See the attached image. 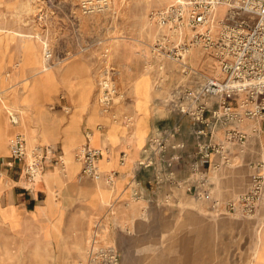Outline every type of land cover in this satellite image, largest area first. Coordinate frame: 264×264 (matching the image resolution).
I'll return each instance as SVG.
<instances>
[{
  "label": "crops",
  "instance_id": "obj_1",
  "mask_svg": "<svg viewBox=\"0 0 264 264\" xmlns=\"http://www.w3.org/2000/svg\"><path fill=\"white\" fill-rule=\"evenodd\" d=\"M167 34L175 42L178 40L170 33ZM5 35L6 43L12 42L13 37ZM156 35L157 33H154L152 37H148L149 41L154 40ZM189 36L185 34L180 39H189ZM135 46L134 42L122 46L119 62H127L134 73H125L126 78L124 77L122 84L129 94L116 111L119 117L123 113H134L136 122L133 127L126 126L120 120L117 121L119 123H114L108 114L99 112V105L91 99L94 87L91 67L86 62L79 61V57H74L68 64H59L55 68L61 70L60 79L55 71L58 87L70 96L65 98L60 91L47 103L49 109L55 111H51L50 116H47V125L51 127L49 132H41L40 122L33 123L35 129L31 130V143L37 142L47 147L57 145L63 150V155L69 151L76 153L77 148L87 141L86 132L90 130L89 143L102 149L98 168L104 174L115 170L113 183L108 184L103 179L97 181L93 177L79 174L82 173L81 163L75 162L71 168L73 174L68 176L61 170L53 177L55 184L58 178L60 179V185L55 187L47 183L45 174H54L56 169V166H48L38 180L33 182L31 188L25 189L20 164L6 163L9 148L7 152L0 151V264H83L90 222L94 223L98 219L108 225L105 236L120 254L118 264L247 262L248 255L242 257L239 254L240 240L237 234L243 228H251L252 232H256L255 220L229 219L224 216L225 213L218 211L215 216H211L201 209L193 194L182 186L171 184L165 177L161 182L155 183L154 170L139 168L136 164V160L144 155L143 148L147 146L148 138L161 133L165 127L178 120L180 115L177 110L169 107L172 83L179 76L168 81L169 84L165 85L168 88L156 98L154 91L149 94L148 83L155 76L148 77L150 79L147 81V76L140 70L141 58L134 54ZM194 47L204 51L199 45L191 46L184 60L192 67L203 62L191 59ZM13 49L7 60L10 64L13 62ZM210 58L208 54L205 62H209V71L213 75L216 62ZM22 71H25L26 76L32 74V70L27 67ZM72 74H75L74 78ZM17 76L20 77V86L11 93V97L7 95L5 99L17 103V109L12 112L17 113L20 124L16 126L17 124L10 123L3 112L6 108L0 106V128L5 124L4 132L11 138L16 131L24 132L25 136L28 133L25 125L21 123L18 108H26L29 113L34 111L32 105L27 104L24 98L27 86L22 82V72ZM4 82L5 78L1 77L0 87L3 88ZM65 82H69L72 90L63 87ZM160 86L158 89L162 88V83ZM216 101L211 98L210 103L215 105ZM56 105L57 108L51 107ZM7 110L5 111L9 116ZM181 121V131L172 141H184L185 145L183 148L171 149L169 154L174 158L175 178L186 180L191 176L190 158L187 153L196 149L200 140H220L225 133L224 127L217 124L209 138L200 137L193 130L191 122L186 118ZM249 123L251 120L246 119L242 126L247 127ZM98 124H101L100 128L97 127ZM261 125L262 131L258 135H252L242 149L234 145L228 147V163L221 159L220 154L211 155L209 164L205 167L207 175L210 173L207 197L235 198L236 194H241L248 188L254 169L264 173L263 120ZM105 150H108V153L103 160ZM123 151L127 157L121 161ZM217 162L219 165L215 167ZM256 163H262L263 166L257 165L253 168L252 164ZM59 168L61 169L60 166ZM214 171L217 173L211 174ZM134 191L140 198L136 205H130ZM260 229L264 230V223L258 225L257 230ZM253 241L255 242V239Z\"/></svg>",
  "mask_w": 264,
  "mask_h": 264
},
{
  "label": "built area",
  "instance_id": "obj_2",
  "mask_svg": "<svg viewBox=\"0 0 264 264\" xmlns=\"http://www.w3.org/2000/svg\"><path fill=\"white\" fill-rule=\"evenodd\" d=\"M84 13L103 11L110 0H79ZM218 5L226 7V14L219 20L218 31L213 34L209 27L210 15ZM256 16L255 22L249 18H241L242 13ZM159 27L173 28L186 23L191 28L207 24L203 30L195 31L191 41L199 45L205 52L214 53L221 68L220 78L204 74V80L194 81L195 68L185 62L184 54L189 42H175L162 32L153 44L157 55L170 59L179 67V77L172 83L169 93V107L177 110L179 119L161 133L148 138V144L143 148L144 155L136 160L139 168H152L155 183L169 179L174 185L182 186L197 199L208 196L209 178L206 165L212 154H220L225 162L230 161L228 147L239 146L241 149L247 144L252 135L262 131L261 121H264V0H184L153 12ZM253 22V23H252ZM44 48L43 57L52 55L50 47ZM102 52L101 65L97 74L96 101L105 113H112L115 121L124 124L129 120V114L123 113L116 117L111 112L115 104L123 102L127 95L116 83L117 67L109 56V48ZM160 69V68H159ZM164 69V68H163ZM160 78L156 87L162 83ZM211 98L217 101L213 105ZM9 122L16 124L18 115L9 112ZM182 118L191 122L193 130L198 136H211L217 124L224 127V135L220 140H200L196 149L187 153L190 158L189 169L191 176L186 180H178L174 176V158L169 154L171 149L183 148L184 141L173 142L172 139L181 131ZM250 119L247 127L242 122ZM97 127H101L98 124ZM90 131V130H89ZM89 131L86 132L87 141L76 150V157L81 161V171L88 177L103 179L106 183L114 182L115 170L102 172L98 168V160L102 156L101 148L89 143ZM91 132V131H90ZM9 158L7 164H20V174L23 187L30 189L33 182L43 173L46 161L52 166L63 168V150L56 145L36 144L27 145L26 136L17 131L8 142ZM126 152L121 153V161ZM215 167L219 163L214 164ZM253 168L262 163L252 164ZM164 166V167H162ZM0 170V176L2 175ZM150 181V182H153ZM264 173L254 169L250 175V185L235 199L222 203L213 199L211 209L218 212H240L252 215L257 200L262 195ZM133 199L140 196L136 191ZM101 221L95 220L87 238L85 258L83 264H118L120 254L117 248L101 238Z\"/></svg>",
  "mask_w": 264,
  "mask_h": 264
},
{
  "label": "rangeland",
  "instance_id": "obj_3",
  "mask_svg": "<svg viewBox=\"0 0 264 264\" xmlns=\"http://www.w3.org/2000/svg\"><path fill=\"white\" fill-rule=\"evenodd\" d=\"M177 2H183V0H110L108 1L109 7L105 10L84 13L80 7L79 0H0V42L2 40L0 44V78H5L3 88L0 87V106H4L8 109L7 111L10 112H12L13 109H17V103L15 101L8 102L5 97L7 95L11 97V93L20 86V84H18L20 77H18L17 74L22 72V82L27 86L24 98L26 103L32 105L34 110L33 113H29L26 108H18L20 110L21 123L25 125L28 132L26 136L27 145L30 144V147H32L37 144V142L31 143L33 138L30 139L31 130L35 129L33 123H41V132L43 134L49 132V128L51 127L47 125L49 122V117L47 116H50L51 111H55L49 109L47 103L53 100L52 96L60 91L65 95V98L70 96L66 91L58 87L55 81V71L56 76L60 79L61 70L60 68L59 70H55V68H57L59 64H68L74 57H79L77 58L79 61L86 62L91 67L94 79L91 99L97 102V74L99 65H101L102 52L106 49L105 47L109 48V56L113 62H115V65L121 63L127 65V62H119L122 57L123 44L134 42V44H136L134 54L141 58L137 54V51L140 50V46L144 45L145 42L149 43L147 44V46H149L147 54L150 65L149 67H145L141 58L142 67L140 68L142 73L147 76V81L150 79L148 77L151 76L152 78L155 76L148 83V93L151 94L154 91V96L156 98L160 92L166 90L168 87L166 88L165 85L169 84L168 81L180 75L179 67L175 62L163 58V56L160 57L155 52L153 44L158 35L162 34V32H166L180 40L181 36L185 34H190V36H192L195 31H201L207 25L204 24L203 26L193 29L186 26L173 27L171 29L168 26L159 27L156 23L157 16L152 17L153 12L163 10L165 7ZM217 7V17L224 16L226 14V7L224 5H218ZM240 17L249 18L250 21L253 22H255L257 18L246 12L242 13ZM209 27L212 33L215 34L219 26L214 22L213 27L210 26V23ZM187 29L189 30L187 31ZM4 33L13 37L11 40L12 42L6 43L7 36ZM154 33H157L156 38L150 42L148 37H152ZM46 45L50 47L52 53L47 59V62L49 61L48 64L43 57L44 48L47 49ZM11 49H13V62L10 64L7 63V60ZM208 54L211 57V61L215 60L218 63L214 53H208L207 51L205 52V50L200 51L198 47L193 48L191 59L196 62L203 61L199 66L193 67L196 70V74L193 76L194 81H197L199 78L203 79V77H205L203 75L204 73L205 75L213 76L209 71L211 69L208 65L209 62H205V57ZM63 58L66 59L63 60ZM160 66H163L164 69H159ZM26 67L32 70L31 76H26L25 71H22ZM125 73L132 74L134 72L133 70L130 72L125 71L123 77L119 80L120 82L116 79V83L121 90H124L126 95H128L129 92H127V88L122 84L126 78ZM72 77L74 78L75 74H72ZM160 78L163 79L162 88L158 89L154 84H156ZM63 87L72 90L69 82H65ZM160 87L161 86H159V88ZM42 101L44 102L41 104ZM121 104L122 102L115 104L111 111L115 113L116 117L119 116L118 113H116L117 107ZM51 107L57 108L58 106ZM5 110L3 111L4 115L9 120L8 112L6 113ZM129 115H132L136 122V115L134 113H129ZM0 136L5 138L4 141L6 145L5 151L1 149V146L0 151L7 152L9 148L8 142L11 136H7L2 127L0 128ZM107 151L108 150H105L103 154V160L106 159ZM75 155L73 151L67 152L63 155V168L60 169L59 166H56L54 174H45V176L49 178V185L56 187L61 184L59 178L57 184H55L53 180V177L58 171L63 170L64 174L68 176L73 174L74 171L71 169L73 161H78ZM234 158H232L231 164H233ZM78 163H81V161ZM45 165L46 167L52 166V164L47 161ZM216 173L217 171H214L211 174L215 175ZM79 174L83 173L80 172ZM208 175H210V173ZM94 179L97 181L101 180L98 178ZM249 185L250 181L248 186ZM239 194L240 193L236 194L235 198ZM215 198L214 196L210 198L204 196L202 199H196L202 210L207 211L211 216H215L216 211L213 210V212H215L213 213L211 209V203ZM217 199L222 203L230 200L222 198ZM138 200L139 198L132 199L129 201V204L136 205ZM223 213H225L224 216L229 219L241 218L242 220H255L258 228V225L264 223V183L262 195L257 200L255 211L252 215L242 214L240 209L232 213L224 211ZM101 224L103 225L101 226V238L105 242L112 243L105 236L107 233L106 227L108 225L102 222ZM92 225L93 221L90 222L88 233L91 232ZM257 228L255 230L256 232H252L251 228L249 230L243 228L237 234L240 240L239 254H241L242 257L243 255H248L247 262H242L241 264H264L262 263L264 260V230H257ZM254 239L255 242L253 241ZM247 241H249V243H247Z\"/></svg>",
  "mask_w": 264,
  "mask_h": 264
},
{
  "label": "bare ground",
  "instance_id": "obj_4",
  "mask_svg": "<svg viewBox=\"0 0 264 264\" xmlns=\"http://www.w3.org/2000/svg\"><path fill=\"white\" fill-rule=\"evenodd\" d=\"M184 1V0H183ZM171 2V1H170ZM109 7V3L107 2V5H106V8H108ZM218 7L216 6L215 7V9L213 10V12L211 13V15H210V19H211V21L209 22L210 23V26L211 27H213V24H214V22H215V24H217L218 26H219V19L221 18V16L220 17H217V13H218ZM214 14V15H213ZM212 15H213V17H212ZM204 24H201V25H198V26H196L195 28H197V27H200V26H203ZM184 26H186V27H190V26H188L186 23H184V24H182V25H179V26H176V27H184ZM191 28V27H190ZM171 29V28H170ZM193 29V28H192ZM189 29H187V31H188ZM181 31H182V29H181ZM185 31H186V29H185ZM195 31V30H194ZM190 33V32H189ZM181 34V33H180ZM190 35V34H189ZM190 38L189 39H187V38H183V39H180V40H178L177 42H182V41H187V42H189V45L187 46V48H186V52H185V54H184V56L186 55V54H188L189 52H190V48H191V46L192 45H194V43L193 42H190L191 41V36H189ZM196 45V44H195ZM148 49H149V46H147V44H144V45H141L140 46V50H138L137 51V54L142 58V61L144 62L143 64L145 65V67H149V65H150V60L148 59V54H147V52H148ZM216 62V61H215ZM116 67H117V70H118V72H117V77H116V79H117V81H119L122 77H123V74H124V72L125 71H128V72H130L131 70H132V67L130 66V65H124V63H121V64H117L116 65ZM163 68V66H160V69H162ZM213 76H216V77H221L222 76V72H221V68H220V66H219V63H217L216 62V64H215V71H214V74H213ZM120 82V81H119ZM154 86H156V84H154ZM10 112V111H9ZM99 112L101 113V114H108L109 115V117L111 116V113H105V112H103L101 109H99ZM112 122H114V123H119V122H117V121H115V120H112ZM134 122H135V120H134V117L132 116V115H129V120H128V122H126L125 123V125L126 126H132L133 127V125H134ZM3 124H4V122H3ZM17 125H19L20 123H19V120L17 121V123H16ZM15 124V125H16ZM5 125V124H4ZM4 125H1V127H2V129H4ZM16 125V126H17ZM17 132V131H16ZM22 132V131H21ZM23 134H24V132H22ZM14 135V134H13ZM25 135V134H24ZM90 136H91V132L89 131V138H90ZM4 137H2V136H0V146H1V149L2 150H4L5 151V148H6V145H5V141H4ZM30 139H32V137H30ZM101 151H102V149H101ZM126 157H127V155H126ZM80 160L78 159V161H73V163H75V162H79ZM73 165V164H72ZM48 181H49V178H47V183H48Z\"/></svg>",
  "mask_w": 264,
  "mask_h": 264
}]
</instances>
